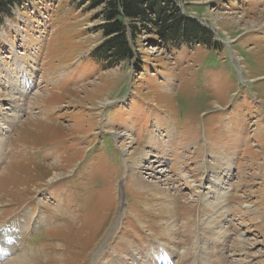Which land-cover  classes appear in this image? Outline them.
<instances>
[{"label": "rangeland", "instance_id": "374dc122", "mask_svg": "<svg viewBox=\"0 0 264 264\" xmlns=\"http://www.w3.org/2000/svg\"><path fill=\"white\" fill-rule=\"evenodd\" d=\"M173 1L211 46L143 30L137 56L118 64L96 54L100 9L23 0L6 15L0 4V264L15 250L52 264H141L160 248L168 264H264V0ZM143 150L170 173L155 157L130 168ZM210 155L233 161L236 177L216 202L211 176H197ZM55 172L67 174L50 183ZM165 177L168 207L143 187ZM24 214L17 234L6 226Z\"/></svg>", "mask_w": 264, "mask_h": 264}, {"label": "trees", "instance_id": "16d2710c", "mask_svg": "<svg viewBox=\"0 0 264 264\" xmlns=\"http://www.w3.org/2000/svg\"><path fill=\"white\" fill-rule=\"evenodd\" d=\"M22 2L0 0V4L6 5L3 9L6 15L10 6ZM81 3L88 4L90 11L100 9L98 19L102 24L97 28L105 41L96 54L102 61L118 64L133 60L137 56L136 37L143 30L155 34L163 44L194 40L211 46L210 31L183 16L173 0H81Z\"/></svg>", "mask_w": 264, "mask_h": 264}, {"label": "bare ground", "instance_id": "6f19581e", "mask_svg": "<svg viewBox=\"0 0 264 264\" xmlns=\"http://www.w3.org/2000/svg\"><path fill=\"white\" fill-rule=\"evenodd\" d=\"M14 84H15V82H14ZM15 86L18 88L19 87V83L17 82L16 84H15ZM35 87H36V85H35ZM22 90H24V89H22ZM19 94H20V96H28L27 95V93H26V88H25V91H19ZM22 107V105H20V106H18V108H21ZM7 109V108H6ZM16 109V108H15ZM18 110V109H17ZM19 112V110L18 111H16V112H13V117L12 118H14V117H16L17 115V113ZM7 126H4V127H2L1 128V130H7ZM1 132V131H0ZM128 132V131H127ZM171 135L172 134H170V133H167V137H168V142H171L172 141V139H171ZM2 137H3V135H2V133H0V152H1V150L3 149V139H2ZM117 137L118 138H120V139H124V141L123 142H125L126 144H130L131 142L129 141V140H131V138H132V135H130L129 133H125V132H122V133H118L117 134ZM155 139H159L160 137H159V135L158 134H155V137H154ZM127 140V141H126ZM165 144H167V143H163L161 146H159L161 149H160V152L162 151V152H167V151H165L164 150V148H163V146L165 145ZM129 146V145H128ZM168 147V146H167ZM128 151V150H127ZM124 152H126V151H124ZM152 152H154V151H147V150H143V151H140L139 152V154H138V158H137V160H136V157H135V160H136V162L135 163H133V164H131L129 167L130 168H132L135 172H140L139 170H142L143 168H145V167H143V165L142 164H144L143 162H142V160L144 161V160H149V159H151V158H154V162L151 160L150 161V163L151 164H157V166H159V167H161V168H163L164 170H162L160 173H162L163 175L162 176H167L169 173H170V171L169 170H166L165 171V169H167V166L165 167V164H164V161L162 162V163H160L161 161L160 160H163V159H161L160 157H158L157 156V154L155 153V155L153 156L152 155ZM135 153V152H134ZM161 154V153H160ZM160 154H159V156H160ZM130 156L132 155V152H130V154H129ZM137 156V155H136ZM181 156V155H180ZM216 155H210L208 158H207V160L205 161V163H204V174L202 173V172H200V174L201 175H199V173H198V175L197 176H207V178L209 177V176H211L210 177V179L208 180V183H209V186L208 187H206V189L208 190V193H207V196H208V199H212L213 200V202H216L215 200H218V199H220V198H222L224 195H226V193L228 192V191H230L231 189H228L227 188V186L229 185V186H231L232 187V185H230L229 183H231L230 182V180H231V177H232V179H233V182H234V178H236L235 176H234V173H233V161H231V160H229L227 157H224V158H226L227 159V161H225L223 158H219V156H216ZM160 158V159H159ZM160 161V162H159ZM215 161H217V163H219L220 165L221 164H223V165H225L224 167H222V166H220V165H218L217 163L213 166V164H214V162ZM150 166V165H149ZM156 166V165H155ZM150 171H154L155 172V170H154V166L153 165H151L150 167H147ZM147 168H146V170H147ZM167 172H168V174H167ZM153 173V172H152ZM164 173H165V175H164ZM190 173H191V171H189L188 170V168H184L183 169V171H182V173H181V176H184V174H185V178H187L188 176H187V174L189 175V176H196V175H190ZM207 173V174H206ZM67 174V173H66ZM65 173H63V172H55L54 173V176H51L50 178H49V182L50 183H53V182H56V181H58V180H60V179H62L63 177H65V175H66ZM206 174V175H205ZM152 175V174H151ZM139 177H140V179L141 180H145L142 176V174H140L139 173V175H138ZM163 178V177H162ZM161 178V179H162ZM225 180H227V181H225ZM159 181V180H158ZM168 181H169V179L167 178V177H165L164 179H162L161 181H159V183H157V184H155V183H152V181H151V183H146V184H144L143 185V187L144 188H151V189H155V191H158V192H162L164 195H160V197H162L161 199L167 204V207L170 205V203L173 201V196L171 195V194H168L167 193V188H162L161 187V185H160V182H162V183H164L165 185H168ZM192 182V181H191ZM164 185V186H165ZM233 186H235L234 184H233ZM195 187H198V188H201L202 187V185L201 184H199V185H196L195 184ZM234 188V187H233ZM162 189V191H159V190H161ZM197 193L198 192H196V195H197ZM200 193V192H199ZM159 197V198H160ZM210 197V198H209ZM214 198V199H213ZM212 204L213 203H209V206H212ZM166 207V208H167ZM247 207H252L251 205H247ZM171 209V207L168 209V210H170ZM253 209V208H252ZM30 222H29V220H28V218H27V216L24 214V215H21V217H20V219L19 220H17L15 223H11V222H9L8 223V225H6V226H11L12 228H15L16 229V234H17V231H21V229L22 228H24V227H26L28 224H29ZM4 228V227H3ZM2 228V229H3ZM231 229L233 230V227H231ZM0 231H2L1 229H0ZM64 232L62 229H57V232ZM225 233H227V232H225V231H221L220 232V234H224L225 235ZM16 234H14V235H12V239H16ZM222 237V236H221ZM5 238H10V237H7V236H5ZM226 239V242H227V239H229V237H227V238H225ZM237 240H239L238 241V244L237 245H241L242 244V242L240 241V239H237ZM4 242V240H0V247H1V249H2V245L4 244L5 246H7V242L6 243H3ZM217 243V242H216ZM247 243V242H246ZM243 245H245L246 246V244L245 243H243ZM9 246V245H8ZM243 248V247H242ZM161 249V251H153L151 254H147L146 252V254H147V257H142L144 260H143V262L141 261V260H139L138 259V261H141V264H160V263H163V262H165V263H169L170 262V260L169 259H167V258H162L161 256H162V253L161 252H163V249L164 248H160ZM8 250L10 251H12V249H10V248H8ZM27 252L28 251H22V252H19L18 250H15V254H14V257H12L11 259H9V260H7V262L5 263V264H52V263H54V261L53 260H51L50 258L49 259H42V258H34V256L32 257V255L30 256L29 254H27ZM148 252V251H147ZM142 255H144V253H142ZM171 255H169V257H170ZM0 257H2L1 256V254H0ZM37 257H38V255H37ZM223 257H225V256H223ZM53 261V262H52ZM118 263L117 264H121V262H123L124 260L122 259V258H118ZM226 263V262H225Z\"/></svg>", "mask_w": 264, "mask_h": 264}]
</instances>
